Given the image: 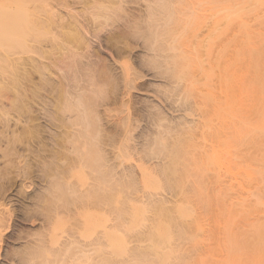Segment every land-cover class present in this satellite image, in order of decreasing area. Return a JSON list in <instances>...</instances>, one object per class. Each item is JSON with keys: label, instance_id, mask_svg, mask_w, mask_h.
Segmentation results:
<instances>
[{"label": "rangeland", "instance_id": "rangeland-1", "mask_svg": "<svg viewBox=\"0 0 264 264\" xmlns=\"http://www.w3.org/2000/svg\"><path fill=\"white\" fill-rule=\"evenodd\" d=\"M244 2L0 0V264H139L152 245L238 264V198L264 191L238 187L220 112L238 23L264 10Z\"/></svg>", "mask_w": 264, "mask_h": 264}, {"label": "bare ground", "instance_id": "bare-ground-1", "mask_svg": "<svg viewBox=\"0 0 264 264\" xmlns=\"http://www.w3.org/2000/svg\"><path fill=\"white\" fill-rule=\"evenodd\" d=\"M253 1L254 0H252V2ZM255 1V4L260 3L261 5H263V2L261 1L264 0ZM238 3L240 4V2ZM241 5H243V3ZM253 6L257 8L255 5ZM246 8L247 7L238 8V13L236 12V14L238 15V19H240V17L242 16L246 17L245 15H247V12L253 10L249 8V10H247ZM257 9H260V7ZM257 9L256 13L252 15L253 18L255 17L253 19L255 21V24H253L254 22L252 24L251 22L248 23V21L245 22V18L244 21L240 20L241 22L238 23L236 31V39H238V48L236 49L234 61L231 62L230 65V68L235 70V89H233L232 87V76H230V71L227 69L222 76V102L224 106L223 109L220 111L221 116L226 117L227 120H229L227 126H231L230 124H233L234 122L235 126L238 127V187H245L249 191H252L255 188H263L262 190H264V16L263 19L261 17L264 14V10H259L263 14H260V12L259 15L261 16H258L259 11L257 12ZM226 16L228 15L226 14ZM222 53L225 57L228 55V46L223 47ZM209 102L210 104L215 103L210 98ZM228 143L229 140L226 139L224 141V144L228 145ZM247 144L253 148L252 152H243L242 147ZM263 192L264 191H262L261 193ZM261 193L259 195L257 194L259 197L256 198H253V196L250 198L251 194L245 197L243 195L238 198V218L246 222L245 224L243 223L244 225H240L241 223L238 222L239 224L236 228V232L238 233V250L233 251L238 257V264H246V260H249L248 263L254 264L255 261L258 259V255H262L264 251L260 250L262 248V245H264V217L258 216L260 209L263 208L262 203H264V198H262L264 197V195L260 196ZM211 209V205L209 204L207 211L210 216V221L214 222L215 217L212 216ZM222 211L223 219L225 220L224 230L226 232H230L232 230V225L231 221L229 220V209L226 206H223ZM250 216H253L254 220H252L251 218L252 221L248 222L250 220L248 219L250 218ZM245 233H248L245 235L246 237L247 235H249V233H252L254 234L255 238L253 239L250 234L251 238L248 237V239H245V241L243 239L245 237L243 234ZM242 235L243 238H241ZM248 242L251 246L246 244ZM244 244L248 245V247L250 248H247L248 250H253L252 253L246 251V248L243 249ZM161 248L162 249H155L154 245H152L149 250L145 252L142 251L144 253L140 251L141 253H137L138 255L136 257L134 256L132 258L133 260H131L137 261L139 264H166L169 259L176 257L177 262L174 264H187L190 262V264H192L193 258L191 260L190 257L192 256L190 252L186 253L185 251L174 247L166 248L163 246ZM208 251L209 250H207V252ZM229 251L232 253V250H230V248ZM229 251L228 253H230ZM73 252L78 253L75 249ZM148 252L154 253L155 257L151 259V257H149ZM245 252L250 253L249 256H245ZM259 252H261V254H259ZM76 253H74L75 256L72 254V259L75 258V260H77L78 257H80H77ZM202 253L204 256L206 252ZM210 253L211 252H209V254ZM225 253H227L226 249ZM255 253L258 254L257 258ZM83 254H85V251L83 252ZM201 255L202 254L199 253V255L197 256L199 257ZM197 256L195 255L194 257L193 255V257L196 258L195 262L194 260L193 262L196 264H202L203 260L198 258ZM63 257L65 256H62V258ZM253 257L255 258V261H253ZM68 258L69 257H67V259ZM61 260L59 262H62ZM70 260L68 259V262ZM245 261L246 263H243ZM208 264H210V262H208Z\"/></svg>", "mask_w": 264, "mask_h": 264}]
</instances>
